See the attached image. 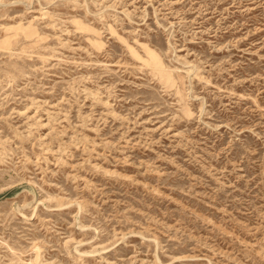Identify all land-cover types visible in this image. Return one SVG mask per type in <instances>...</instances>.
<instances>
[{"label":"rangeland","instance_id":"obj_1","mask_svg":"<svg viewBox=\"0 0 264 264\" xmlns=\"http://www.w3.org/2000/svg\"><path fill=\"white\" fill-rule=\"evenodd\" d=\"M0 264H264V0H0Z\"/></svg>","mask_w":264,"mask_h":264}]
</instances>
